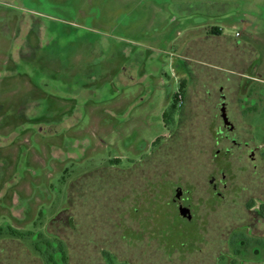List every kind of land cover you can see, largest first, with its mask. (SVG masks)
Instances as JSON below:
<instances>
[{
	"label": "rangeland",
	"instance_id": "374dc122",
	"mask_svg": "<svg viewBox=\"0 0 264 264\" xmlns=\"http://www.w3.org/2000/svg\"><path fill=\"white\" fill-rule=\"evenodd\" d=\"M263 62L264 0H0V264H264Z\"/></svg>",
	"mask_w": 264,
	"mask_h": 264
},
{
	"label": "crops",
	"instance_id": "0c3cea01",
	"mask_svg": "<svg viewBox=\"0 0 264 264\" xmlns=\"http://www.w3.org/2000/svg\"><path fill=\"white\" fill-rule=\"evenodd\" d=\"M210 28V27H209ZM214 28V30H215V32H214V34L215 35H222V36H225L226 38H228V39H232V40H234L235 42H236V44L239 46L241 43H243V42H239V41H237V40H235V39H233V38H230L229 36H227L226 34H224L222 31H220V29L219 28H217V27H213ZM218 29H219V31H218ZM212 30V29H211ZM209 32V31H208ZM208 32H207V29H206V35H207V37H206V39H210L211 38V36H209L208 35ZM240 35V34H239ZM195 44V43H194ZM193 44V45H194ZM245 44H250V43H245ZM192 44H188L187 45V48H186V50L188 51H190L191 50V48H192V46H193ZM251 45V44H250ZM238 46H235L234 48H222L223 50H220V53H221V51H223L222 53H221V57H222V59H226V60H224L223 61V64H221L222 66H221V68L222 69H219V70H223V71H229V72H231L232 74H234V76H235V79L237 80V82H238V84H236V85H234V86H232V90L231 91H229V93L228 92H226L225 90H226V87H225V89H224V86H222V87H220V90L223 92L220 96H219V100H218V102H217V107H218V109H219V111H220V102L222 101V100H224L225 101V106L223 107V109H225V107H227L228 106V118H229V120H230V115H229V113H230V110H231V112L233 113V114H236L235 112H236V110H235V108L233 107V105H235V103L238 105V108L240 109V112H242V115H243V113H244V110H241V107H239V100H240V98L238 97V95H237V93L235 94L236 96H235V98H236V100H234L233 99V97L232 96H230V94H232L233 93V90H235L234 89V87H236V89H237V86H239V82H240V85H242L244 82H245V80L247 81V82H249V81H251V80H248L247 78H250V77H247V78H241L240 79V76H245V74H240L239 72H237V71H239L238 70V68H237V66L235 65L234 67H233V64L232 65H229L228 63L229 62H233V61H235V62H237L238 61V57L236 56L237 54H240L241 53V51H242V49H240ZM247 48V47H246ZM232 60V61H231ZM255 63V62H254ZM252 63H249V64H247V67H246V69H244V70H247L248 69V67L251 65ZM256 65H258V64H256ZM261 66V69L262 70H264V62L263 63H261L260 65H259V67ZM259 67H256V69L257 68H259ZM260 70V69H259ZM245 73V72H244ZM248 76V75H247ZM253 77V76H252ZM230 80H232L233 81V79L231 78ZM227 86V85H226ZM248 90H249V92L250 93H245V94H247V95H249V96H252V94H255L256 93V91H257V89H255L254 88V86H250V84L248 85ZM224 96V97H223ZM183 102H184V99H183ZM236 105V106H237ZM183 107V104H182V106L180 107V109ZM183 109V108H182ZM225 111H226V109H225ZM181 113H180V115H181V117L183 118L184 117V119L186 118V119H188V118H192V115L191 116H188V114L187 115H185V113H186V109H185V112H184V110H182V111H180ZM191 114V113H190ZM185 115V116H184ZM216 116H218V114L216 115ZM183 120V119H182ZM181 122V121H180ZM230 122L231 123H233L231 120H230ZM234 124V123H233ZM224 125H226L225 123H224ZM230 133H231V136H235V138H236V135H232V131H230ZM240 137V136H239ZM231 140H232V137L230 138ZM237 139V138H236ZM224 140L226 141V140H229V139H223L222 140V142L221 143H223L224 142ZM232 141H235V140H232ZM193 216V215H192Z\"/></svg>",
	"mask_w": 264,
	"mask_h": 264
},
{
	"label": "flooded vegetation",
	"instance_id": "af4514ba",
	"mask_svg": "<svg viewBox=\"0 0 264 264\" xmlns=\"http://www.w3.org/2000/svg\"><path fill=\"white\" fill-rule=\"evenodd\" d=\"M213 29H214V28H213ZM224 106H225V101L222 100V101L220 102V111H219V114H218V115L221 116V119H222L223 123H224V120H223V117H222V110H223V107H224ZM225 109H226V113H227V115H228V106L225 107ZM180 113H181V112H178L179 117H181ZM224 128H225V129H224ZM234 130H235V125H234L233 123H231L230 125H224V127H221V126H220L219 128H217V130H216V135L214 136L215 144H216V145H219L220 142H222L223 139H230L231 137H232V140H235V139H236L235 136H231V133H230V131L233 132ZM257 150H258V147H255V148H251V149H250V157H252V159H254V158L256 157V152H257ZM217 151H218V152H217ZM220 152H221V148H216V150H215V155H214V156H216V155L220 156V155H219ZM218 156H217V157H218ZM221 158H222V160H224L223 157H221ZM221 181H222V179L219 180L217 177H215V176H211V177L209 178L208 184H209L211 187H213V189H214L216 192L219 193V188H220V183H221ZM219 195H221V194H219ZM185 199H186V198L184 197V191H182V190H178V192H176L175 197H172V201H173V204L175 205V207H176V205H178V211H179L180 216H182V217H184V218H187V219H192V217L189 218V214L184 215V214L182 213V208H184V209H189V213L192 214V210H191V208L188 207V206H185V205L183 204V202L185 201ZM257 210H259L258 213H260V209L257 208Z\"/></svg>",
	"mask_w": 264,
	"mask_h": 264
},
{
	"label": "water",
	"instance_id": "95a60500",
	"mask_svg": "<svg viewBox=\"0 0 264 264\" xmlns=\"http://www.w3.org/2000/svg\"><path fill=\"white\" fill-rule=\"evenodd\" d=\"M222 117H223L224 123H225L226 125H230V124H231V122H230V120H229V118H228V116H227V113H226L225 109L222 110ZM182 213H183L184 215L189 214V218L192 217V214L189 213V209H184V208H182Z\"/></svg>",
	"mask_w": 264,
	"mask_h": 264
},
{
	"label": "trees",
	"instance_id": "16d2710c",
	"mask_svg": "<svg viewBox=\"0 0 264 264\" xmlns=\"http://www.w3.org/2000/svg\"><path fill=\"white\" fill-rule=\"evenodd\" d=\"M182 88H183V86H182ZM181 90H182V89H181ZM174 109H176V106H174ZM263 213H264V207H263ZM63 254H64L65 259H66L67 257H66V250H65V248H64Z\"/></svg>",
	"mask_w": 264,
	"mask_h": 264
},
{
	"label": "built area",
	"instance_id": "2783aa9c",
	"mask_svg": "<svg viewBox=\"0 0 264 264\" xmlns=\"http://www.w3.org/2000/svg\"><path fill=\"white\" fill-rule=\"evenodd\" d=\"M180 100H182V98H181L180 95H179V101H180Z\"/></svg>",
	"mask_w": 264,
	"mask_h": 264
}]
</instances>
